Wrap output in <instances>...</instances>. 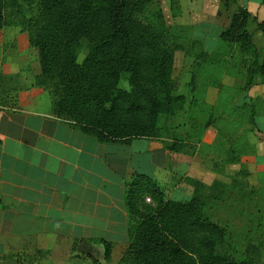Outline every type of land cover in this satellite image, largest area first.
Returning a JSON list of instances; mask_svg holds the SVG:
<instances>
[{
    "label": "trees",
    "instance_id": "1",
    "mask_svg": "<svg viewBox=\"0 0 264 264\" xmlns=\"http://www.w3.org/2000/svg\"><path fill=\"white\" fill-rule=\"evenodd\" d=\"M12 1L0 0V31L7 25L5 10ZM22 1L36 7L37 17L26 22L25 40L38 52L40 75L34 78L33 86L50 93L51 115L72 123L82 134L103 144L159 140L160 118L176 115L185 99L173 95L176 50L161 32L138 19L148 0ZM219 1L226 10L235 7V12L228 29L219 32L217 39L241 54H252L247 71L248 91L255 79L264 82V20L252 18L237 0ZM250 23L262 37L263 48L259 52L247 30ZM83 41L87 43V53L79 61ZM123 75H128L130 91L119 88ZM250 124L262 131L254 117ZM209 126L211 122L206 125ZM247 176L246 170L240 168L227 183L215 180L206 186L185 180L192 186V197L187 202H175L168 200L151 178L134 175L125 189L130 223L122 261L251 264L249 258L239 261L229 253H219L227 244L228 232L210 215L211 206L226 200L231 191H237L238 198L244 201L246 185L239 178ZM103 247L104 256L109 259L113 246L103 242Z\"/></svg>",
    "mask_w": 264,
    "mask_h": 264
},
{
    "label": "crops",
    "instance_id": "2",
    "mask_svg": "<svg viewBox=\"0 0 264 264\" xmlns=\"http://www.w3.org/2000/svg\"><path fill=\"white\" fill-rule=\"evenodd\" d=\"M212 2L217 5L213 20L197 26L216 34L228 29L234 11L223 14L226 21L220 23V1ZM239 2L252 18L264 20V0ZM252 26L247 27L251 34ZM0 33L1 93L13 71L29 82L27 76H39L40 68L37 50L27 43L18 46L19 61L13 64L11 48L20 36ZM36 104L13 109L0 102V259L30 251L36 264H104L115 248L128 245L124 197L134 175L154 180L168 200L187 202L192 197L193 189L175 175L168 151L157 140L99 143ZM193 179L201 182L200 177ZM103 242L113 246L109 259Z\"/></svg>",
    "mask_w": 264,
    "mask_h": 264
},
{
    "label": "rangeland",
    "instance_id": "3",
    "mask_svg": "<svg viewBox=\"0 0 264 264\" xmlns=\"http://www.w3.org/2000/svg\"><path fill=\"white\" fill-rule=\"evenodd\" d=\"M220 6L217 18L224 23L223 14L231 15L235 7L226 10L221 3ZM216 9L212 0H148L145 12L138 16L142 23L161 32L176 50L173 95L185 99L176 115L160 118L157 141L168 149L175 175L184 181L200 177L206 186L215 180L227 183L238 169L246 170L248 176L239 178L246 185L244 201L238 198L237 191H231L226 200L211 206L210 215L214 223L228 232L227 244L219 249L220 254L229 253L239 261L249 258L251 264H264V82L255 79L247 91L252 54H241L234 46L218 44L219 31L216 34L198 31V23L212 19ZM36 17L35 4L22 0L7 4V25L3 32L21 39L15 40L11 48L13 64L19 61L18 46L26 45V22ZM250 30L259 52L262 37L254 26ZM86 53L87 43L83 41L79 61ZM29 72L32 70L26 73ZM27 78L29 82H24L19 72L9 74L0 100L13 109H33L37 102L49 111L50 93L33 90L34 86L29 88L34 78ZM119 88L130 91L128 75L122 76ZM252 117L261 132L250 124ZM209 122L211 126L206 127ZM172 146L175 148L169 150ZM186 172L189 174L184 177ZM125 250L126 247L115 248L114 257L104 264H126L122 261ZM27 252L28 255L0 259V264H36L31 252Z\"/></svg>",
    "mask_w": 264,
    "mask_h": 264
},
{
    "label": "water",
    "instance_id": "4",
    "mask_svg": "<svg viewBox=\"0 0 264 264\" xmlns=\"http://www.w3.org/2000/svg\"><path fill=\"white\" fill-rule=\"evenodd\" d=\"M238 5L241 6L242 5L241 2H239Z\"/></svg>",
    "mask_w": 264,
    "mask_h": 264
}]
</instances>
